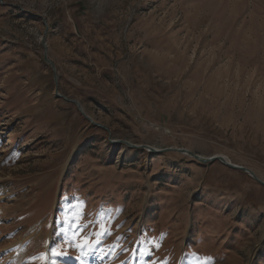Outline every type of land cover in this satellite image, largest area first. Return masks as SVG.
<instances>
[{
  "label": "rangeland",
  "instance_id": "1",
  "mask_svg": "<svg viewBox=\"0 0 264 264\" xmlns=\"http://www.w3.org/2000/svg\"><path fill=\"white\" fill-rule=\"evenodd\" d=\"M171 148L264 182V0H0V264H264V185Z\"/></svg>",
  "mask_w": 264,
  "mask_h": 264
},
{
  "label": "water",
  "instance_id": "2",
  "mask_svg": "<svg viewBox=\"0 0 264 264\" xmlns=\"http://www.w3.org/2000/svg\"><path fill=\"white\" fill-rule=\"evenodd\" d=\"M43 46L45 47V44H44V42H43ZM44 61L47 63V64H49L51 67L53 66V64L50 62V60L49 59H47V57H45L44 56ZM56 95L58 96V97H60L61 99H63V100H65V101H68V102H71V103H73V104H75L76 106H77V108H78V110H79V112H81L82 114H83V112H82V110L80 109V103H78V102H76V101H73V100H68V99H66L65 97H62V96H60L58 93H57V91H56ZM85 117H86V119L89 121V122H91L92 123V121H91V119L88 117V116H86V115H84ZM123 144H125V145H127V146H131V147H133V148H137V146H134V145H131V144H128L127 142L125 143V142H122ZM145 148L148 150V151H151V152H155L153 149H151V148H149L148 146H145ZM171 150H174V151H177V152H179V153H182V154H188V155H190V156H192V157H194V158H196L197 160H199L200 162L202 161V162H216V160L217 161H220L222 164H224V165H226L228 168H232V169H236V170H241V171H243L245 174L247 173L254 181H256L258 184H260V185H264V182L263 181H260L256 176H255V174L251 171V170H248L247 168L245 169V168H243V167H239V166H236V165H234V164H230V163H228L226 160H225V158L224 157H222V156H216V157H212V158H199V157H196V156H194L193 154H191L189 151H187V150H183V149H172L171 148ZM171 150H169V151H171Z\"/></svg>",
  "mask_w": 264,
  "mask_h": 264
}]
</instances>
